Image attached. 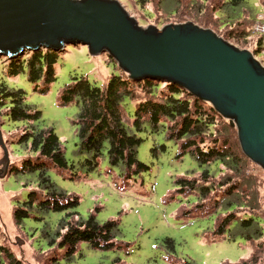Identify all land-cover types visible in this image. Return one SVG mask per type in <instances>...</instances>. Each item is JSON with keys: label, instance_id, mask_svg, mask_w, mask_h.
<instances>
[{"label": "rangeland", "instance_id": "rangeland-1", "mask_svg": "<svg viewBox=\"0 0 264 264\" xmlns=\"http://www.w3.org/2000/svg\"><path fill=\"white\" fill-rule=\"evenodd\" d=\"M116 1L142 28L154 26L161 29L171 24L191 22L202 29L211 30L222 39V36L229 35V30L246 36L252 22L258 21L259 16L264 18L261 7L264 0H244L238 7L231 8L232 12L224 4L231 0H170L172 7L165 0H147L142 7L133 0ZM229 14L233 16L231 19L228 18ZM203 24L208 25L205 28ZM225 41L241 50H249L251 45L246 39L231 37ZM28 56L26 52L23 54L24 58ZM7 64V60L0 57V82L11 89L22 90L26 104L41 112L39 128L52 129L59 139L67 169L60 173L54 169L47 170L50 181L58 190L79 198L75 210L78 218L86 220L93 214L100 225L109 221L118 224L113 250H93L82 243L70 261L59 258L60 264H115L117 260L118 264H237L249 260L256 251L263 253L259 264H264V172L259 167L250 161H247L249 164L241 162L237 172L219 171L213 175L211 182L221 181L223 175L231 179L230 184L233 182L244 190L245 194L239 195V198L247 202V207H236L233 213L238 218H254L263 228L262 237L246 241L235 233L230 239L229 231L224 237H214L216 220L226 216L223 211L207 217H199L202 216L199 213L190 218L178 217L183 209L193 210L197 196L176 193L178 188L175 181L178 178L198 180L202 169L189 153L179 157V144L167 137L168 122L167 125L160 123L156 131L145 123L142 133L137 134L143 140L137 149V160L147 167L139 174L128 176L124 168L110 167L105 155L93 170H88L84 165L88 157L78 153L79 141L74 124L77 106H61L58 97L72 78H83L91 85L101 87L112 74H122L106 54L92 57L86 46H64L54 66L56 81L49 86H44L42 81L30 83L26 68L20 75L8 77ZM156 86V98L167 94L166 84L158 83ZM203 104L211 108L209 104ZM135 105L125 100L122 106L130 120L134 119ZM23 126L22 122L9 121L4 115L0 117V132L9 153L7 172L32 157L21 146L13 144ZM233 135L231 132V138ZM231 143L234 144V141L231 140ZM235 144L239 148L236 139ZM2 158L0 149V176H3L0 178V246L6 248L21 264H48L62 252L50 254L43 234L55 231L64 214L39 211L34 207L29 212V218L16 226L13 211L27 201L32 190L37 189L38 173L4 174ZM224 190L216 187L209 196L210 202H205L204 206L219 210L214 204L218 203L215 200L224 196ZM35 193L36 198H42V192ZM233 228L231 226V232ZM167 239L173 242V251L164 242ZM258 246L260 249L257 250Z\"/></svg>", "mask_w": 264, "mask_h": 264}, {"label": "trees", "instance_id": "trees-1", "mask_svg": "<svg viewBox=\"0 0 264 264\" xmlns=\"http://www.w3.org/2000/svg\"><path fill=\"white\" fill-rule=\"evenodd\" d=\"M133 1L139 7L147 2V0ZM165 1L169 3L170 0ZM243 2L244 0H231L224 4L232 12L231 8H236ZM169 5L173 6L170 3ZM261 7L264 9L263 5ZM232 17L231 14L228 15L229 19ZM254 23L255 21L252 25ZM203 25L206 28L208 24ZM251 27L246 36L229 30V35L222 36L223 40H229L231 37L244 41L246 39L248 44L251 42L249 50H252L256 39ZM252 51L255 53L256 50ZM27 55H29L27 58L22 56L7 61L8 77L18 76L26 68L28 81L32 84L42 81L44 86H49L56 81L54 66L59 58V52L40 50ZM158 83L161 84L150 80L132 82L123 73L112 74L107 83L101 87L91 85L83 78H72L71 83L60 92L58 103L61 106L71 104L77 106L74 124L79 141L78 153L88 157L84 165L88 170H93L97 167L98 160L105 155L110 167H122L128 176L139 174L147 167L137 160V149L143 142L137 134L142 133L145 123L156 131L160 123L167 125L168 122L167 137L168 140H174L179 144V157L189 153L202 169L198 180L176 179L175 185L178 188L176 193L197 196V204L194 205L193 210L183 209L178 217L190 218L198 213L202 215L199 217H207L223 211L226 216L216 220L212 236L224 237L229 231L230 239H233L235 233L246 241L260 239L263 228L254 218H238L233 213L236 207L241 209L247 207V202L239 198V195L245 194L244 190H240L233 182L230 184L231 179L223 176L224 172L221 173L223 177L221 181L211 182L213 175L219 171L225 170L234 174L238 171L239 163H248L235 144L236 130L211 108H206L202 102L174 85L166 84L167 94L156 98L155 90ZM25 100V93L22 90L11 89L0 82V117L4 115L9 121L24 124L16 134L17 140L13 144L21 146L25 152L32 154L30 159L28 157L29 160L22 161L19 167H11L8 173L14 176L38 173L37 189L32 190L27 196V201L19 204L13 211L14 224L20 226L23 220L29 218V212L34 207L39 211L64 214L55 231L43 234L51 250L50 254L62 252L60 256L53 257L48 264H60L59 258L62 257L65 261H70L79 244L82 243H86L93 250H113L116 247L114 240L118 232L117 222L109 221L100 225L93 214L86 220L78 218L75 210L79 205V198L58 190L47 176L46 172L49 169L59 173L61 170H66L67 163L54 131L49 128H39L41 112L28 106ZM125 100L136 103L133 120L125 115L122 107ZM231 132L234 134L232 138ZM214 165L218 169L217 172L216 168H213ZM216 187L225 189L224 196L220 200H215L218 203L216 202L214 207L219 210L206 208L204 203L210 202L209 196ZM36 191L43 193L41 199L36 198ZM72 218L76 219L72 221ZM231 226H234L232 232ZM164 242L172 251L174 250L171 240L167 239ZM258 249L260 246L257 247ZM262 255V252L256 251L249 260H242L237 264H259ZM7 263L21 264L6 248L0 246V264ZM114 263L118 264L119 260Z\"/></svg>", "mask_w": 264, "mask_h": 264}, {"label": "water", "instance_id": "water-1", "mask_svg": "<svg viewBox=\"0 0 264 264\" xmlns=\"http://www.w3.org/2000/svg\"><path fill=\"white\" fill-rule=\"evenodd\" d=\"M66 45L106 54L132 82L174 85L209 104L236 130L241 154L264 172V68L249 50L191 22L142 28L116 0H0V57ZM0 149L6 174L1 132Z\"/></svg>", "mask_w": 264, "mask_h": 264}, {"label": "built area", "instance_id": "built-area-1", "mask_svg": "<svg viewBox=\"0 0 264 264\" xmlns=\"http://www.w3.org/2000/svg\"><path fill=\"white\" fill-rule=\"evenodd\" d=\"M251 31L257 39L254 43V47L256 48L255 53L252 50L250 52L253 54L254 59L264 68V18L262 19L259 16V20L252 25Z\"/></svg>", "mask_w": 264, "mask_h": 264}, {"label": "clouds", "instance_id": "clouds-1", "mask_svg": "<svg viewBox=\"0 0 264 264\" xmlns=\"http://www.w3.org/2000/svg\"><path fill=\"white\" fill-rule=\"evenodd\" d=\"M250 51V50H249Z\"/></svg>", "mask_w": 264, "mask_h": 264}]
</instances>
